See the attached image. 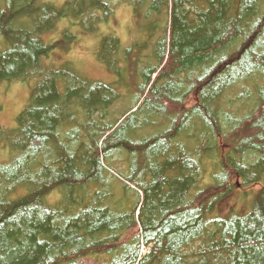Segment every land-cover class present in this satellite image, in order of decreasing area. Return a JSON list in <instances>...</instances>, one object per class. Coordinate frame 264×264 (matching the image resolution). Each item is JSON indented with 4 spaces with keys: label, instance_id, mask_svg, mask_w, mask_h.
I'll return each instance as SVG.
<instances>
[{
    "label": "trees",
    "instance_id": "16d2710c",
    "mask_svg": "<svg viewBox=\"0 0 264 264\" xmlns=\"http://www.w3.org/2000/svg\"><path fill=\"white\" fill-rule=\"evenodd\" d=\"M121 3L152 38L108 35L99 58L132 81L44 68V33L96 31ZM0 38V82L41 76L0 125V264H264V0H0ZM236 183L248 204L222 212Z\"/></svg>",
    "mask_w": 264,
    "mask_h": 264
},
{
    "label": "rangeland",
    "instance_id": "374dc122",
    "mask_svg": "<svg viewBox=\"0 0 264 264\" xmlns=\"http://www.w3.org/2000/svg\"><path fill=\"white\" fill-rule=\"evenodd\" d=\"M57 4H62L65 0H52ZM120 1V0H118ZM138 18L135 17L134 11L131 7L120 4L116 10L115 15L106 24H100L96 31H88L82 27L81 24L73 25L69 19L61 20L58 25L51 31L43 34V39L47 43H52L55 45L53 50L49 55L44 56L43 66L44 68L54 69V70H67L71 74L75 73L90 81H100L104 84L116 85L120 82L121 78L125 76V79L132 81V77L129 74L117 73L115 68H120V61L113 60L117 62V66L112 64V67L108 66L104 60L99 58V51L101 49L102 39L108 35H116L121 39L122 45L124 47H129L131 43L135 40L143 44L142 47H138L135 51L136 53L143 54L140 49L145 48L146 41L152 38L148 28H141L138 30L136 27ZM23 22V21H22ZM164 23V18L162 20ZM32 25V24H31ZM23 26L19 23V27ZM30 26V24H28ZM34 26V24L32 25ZM44 26V25H43ZM43 26H40L42 28ZM162 27L159 28L160 33L162 32ZM36 29H38V24H36ZM4 47L3 39L0 38V48ZM140 48V49H139ZM148 54V52H147ZM147 62V58L144 56L143 63ZM142 63V64H143ZM115 67V68H114ZM131 68V63L129 65ZM74 74V75H75ZM41 76L34 77L26 81H2L0 82V125L4 128H14L17 125V117L27 105L29 97L33 87L40 81ZM134 80L136 78L134 77ZM123 91L128 94V99L121 98L120 102L113 105L111 111L114 107L120 108L121 110L129 106L133 101L132 96L135 90L129 88V86H124ZM123 100V101H122ZM120 103V104H119ZM238 105V104H237ZM241 112H244L242 110ZM118 115V114H117ZM147 129L140 133V136L145 137ZM128 158V154L126 155ZM131 156L129 155V161ZM9 156L6 151H0V161H8ZM124 157L116 156L117 166L123 170H127V164L122 163ZM211 159L207 157L205 167L208 169L203 182L210 180V169H211ZM115 175L120 178L121 183L124 182L123 177L120 172H114ZM118 185L115 186V192L118 196H122L118 189ZM121 186V185H120ZM236 188L221 202L219 208L222 212L234 206L240 207L241 210L244 209V205L248 204L249 196H243L242 192L248 190V187H244L242 183H236ZM61 195L59 193H52L49 197V203L55 204ZM140 233L139 226L135 225L131 227L122 237V241L126 242L136 237ZM147 247H142V253L147 252ZM85 264H94L95 260L93 258H82Z\"/></svg>",
    "mask_w": 264,
    "mask_h": 264
}]
</instances>
